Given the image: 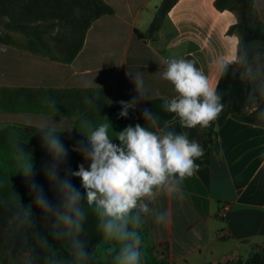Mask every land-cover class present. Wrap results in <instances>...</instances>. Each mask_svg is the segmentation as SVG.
<instances>
[{"label":"crops","instance_id":"0c3cea01","mask_svg":"<svg viewBox=\"0 0 264 264\" xmlns=\"http://www.w3.org/2000/svg\"><path fill=\"white\" fill-rule=\"evenodd\" d=\"M109 13L93 18L82 43L69 61L21 44L0 42V127L18 132L17 147L51 163L36 123L54 115L46 99L57 102L53 116L60 140L68 150L61 168L78 170L87 162L73 148L86 143L79 131L86 120L107 122L110 138L126 126L141 124L150 131L184 133L179 119L164 107L173 86L162 78L166 61L184 58L212 74V59L238 39L229 24L233 11H221L214 0H174L158 27L149 24L161 0H104ZM253 1V16L264 22V0ZM142 73L147 97L130 74ZM130 73V74H129ZM86 98L92 103H86ZM137 99L127 118L120 101ZM145 112L148 114L145 116ZM62 116V117H61ZM82 120V119H81ZM217 149L207 145L195 160L198 171L178 185L181 196L161 195L151 207L166 210L168 222L144 218L139 232L148 261L158 264H222L264 249V125L226 115L215 126ZM75 139L76 145L69 141ZM0 264H2L0 262Z\"/></svg>","mask_w":264,"mask_h":264},{"label":"clouds","instance_id":"9594fccd","mask_svg":"<svg viewBox=\"0 0 264 264\" xmlns=\"http://www.w3.org/2000/svg\"><path fill=\"white\" fill-rule=\"evenodd\" d=\"M230 73L246 85V103L257 119L264 121V107H261L264 52L239 39L229 50L215 54L211 75L197 67L193 60L172 58L166 61L162 78L173 86L175 95L170 99L161 97L164 107L176 115L182 128L210 127L224 109L219 82ZM130 75L139 99H145L147 90L142 73ZM92 102L86 98V103ZM137 102L136 98L120 101L119 115L127 118ZM46 103L54 115L58 113L54 99H46ZM147 114L145 112V116ZM53 116L42 118L36 128L43 147L52 157L51 163L44 165V171L55 186L58 202L51 203L32 180L31 155L17 149L18 171L28 178L33 203L45 217L43 224L48 230L42 232L37 228L31 205L25 207L19 200L8 220L13 236L20 241L12 264H93L95 254L83 238L89 209L103 241L107 242L104 251L113 264H142L139 229L144 218L151 216L158 224L168 222L167 211L151 205L161 195H182L178 185L198 171L195 160L203 155V147L198 141L190 140L186 132L150 131L141 124L128 125L115 138H110L112 126L109 123L94 124L82 119L80 127L85 131L79 132L86 143H80L73 151L80 152L88 166L82 163L75 171L66 168L61 176L60 169L67 161L68 150L60 134L73 127H65L58 133L61 119L54 122ZM70 177L79 178L83 193Z\"/></svg>","mask_w":264,"mask_h":264},{"label":"trees","instance_id":"16d2710c","mask_svg":"<svg viewBox=\"0 0 264 264\" xmlns=\"http://www.w3.org/2000/svg\"><path fill=\"white\" fill-rule=\"evenodd\" d=\"M174 0H161L156 7L149 24V30L158 27L166 9ZM217 9L223 11H233L236 20L229 24L228 31H234L238 39L249 45L253 49L264 52V22L254 18L252 0H214ZM77 7L79 14L73 17L71 14L73 6ZM112 7L104 0H0V42L12 43L7 30H16L23 34L24 47L39 52H46L50 57L69 61L79 49L83 34L89 22L102 13H109ZM73 13V12H72ZM50 18H63L69 22L67 31L75 38L69 37L65 33H58L53 36L51 42L47 41L43 34L49 25L39 27L37 20H49ZM51 23V22H50ZM246 85L238 77L231 73L220 80L219 91L223 95L224 109L219 119L206 129L199 127L185 129L190 140L198 141L203 149L207 145H212L217 149L215 126L222 121L226 115H232L245 121L264 125V121L258 120L255 112L246 103ZM1 106V104H0ZM98 109V103L91 109H87L82 115L76 114V120L89 117L90 111ZM264 107V101H261ZM99 117L101 110L98 109ZM100 119L98 120V123ZM18 132L10 125L0 127V236L3 241L0 246V262L2 264H12L5 254H17L20 241L12 234V228L8 224L9 217L14 210V205L20 200L21 205L27 207L31 205L32 212L37 221V228L46 232L47 225L43 224L45 217L41 210L33 203L34 196L29 189V180L17 168L15 154L17 149ZM70 145H76L75 139L69 141ZM33 164L32 180L43 190L47 199L55 204L58 202V193L55 186L49 181L44 165L50 164L48 161L36 157L30 153ZM65 169L61 168L63 176ZM72 183L83 193L80 180L77 177H70ZM83 238L87 241L89 249L94 250L102 238L96 227L95 218L91 209L88 210V220ZM59 247V245H57ZM64 251V250H62ZM142 264H158L148 261L145 258L144 250L141 248ZM66 254V252H65ZM93 264H113L111 257L107 259L95 258ZM222 264H264V249L251 251L245 258L236 257L226 259Z\"/></svg>","mask_w":264,"mask_h":264},{"label":"rangeland","instance_id":"374dc122","mask_svg":"<svg viewBox=\"0 0 264 264\" xmlns=\"http://www.w3.org/2000/svg\"><path fill=\"white\" fill-rule=\"evenodd\" d=\"M72 12H71V14H73V17H76L77 14H79V10H77V7L75 5L73 6ZM37 21H38L40 28L49 25V28L43 34L44 38L49 42L52 41L54 35H56L58 33H62V32L67 34L69 37L75 38V35L73 36L67 31V29L69 27V22H67L63 18H61V19L50 18L49 20H37ZM7 32L9 34L12 42H14L16 44H21V45L23 44L24 45V42H23L24 36L22 33H20L19 31H16V30H7ZM2 241H3V239L0 236V244ZM106 246H107V242L103 241V239L101 238L99 240L96 248L93 250L95 257H97L98 259H107L109 256H107V254L104 251ZM141 246L143 247L142 244H141ZM0 248H1V246H0ZM5 255L8 258L9 262L12 263V258L15 257L17 254L7 253Z\"/></svg>","mask_w":264,"mask_h":264}]
</instances>
